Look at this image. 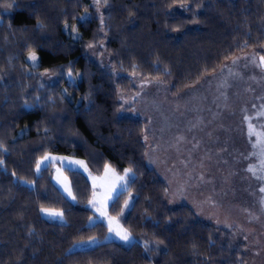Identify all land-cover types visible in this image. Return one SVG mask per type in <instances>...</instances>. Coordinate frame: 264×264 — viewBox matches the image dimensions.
Listing matches in <instances>:
<instances>
[{"label": "trees", "instance_id": "16d2710c", "mask_svg": "<svg viewBox=\"0 0 264 264\" xmlns=\"http://www.w3.org/2000/svg\"><path fill=\"white\" fill-rule=\"evenodd\" d=\"M66 24L77 25L79 39ZM89 44L104 45L108 65L89 55ZM263 48L264 0H0V264H246L237 231L169 204L167 183L146 162V121L123 114L120 96L134 88L132 75L178 93ZM47 153L82 157L94 175L107 164L132 170L109 207L131 243L105 241L106 224L90 222L93 189L83 172L65 169L75 202L51 166L37 172ZM42 208L61 210L66 222ZM93 238L101 242L70 250Z\"/></svg>", "mask_w": 264, "mask_h": 264}, {"label": "rangeland", "instance_id": "374dc122", "mask_svg": "<svg viewBox=\"0 0 264 264\" xmlns=\"http://www.w3.org/2000/svg\"><path fill=\"white\" fill-rule=\"evenodd\" d=\"M86 16L85 13L81 19ZM65 31L74 39L80 38L76 24L71 27L66 24ZM262 50L261 54L246 51L225 61L197 85L178 93H173L171 86L161 79L132 75L134 88L120 96L123 114L146 121V162L167 183L169 204H187L205 221L237 231L246 245V264H264V191H261L264 178H258L264 176V169L259 148L253 147L256 137H249L250 122L257 131H264V63L259 59L264 56ZM88 52L104 66L108 65L110 57L104 45L88 47ZM36 55L38 59L33 63L27 54L32 66L39 62ZM42 77L51 79L48 73ZM45 156L83 161L84 166L69 165L59 159L44 160ZM38 165L37 172L46 166L52 167L54 183L72 202L76 199L65 169L83 172L93 189L87 203L94 212L90 222L106 224L105 241H123L115 231L109 230V217H115L120 228L126 229L120 217L110 213L109 207L118 193L128 188L132 171L125 184L110 173L106 175L105 168L102 174L94 175L82 157L72 154L47 153ZM250 167L255 169V174L248 170ZM115 172L124 176L116 169ZM105 196L112 198L105 200L103 211L107 215H101L90 201L94 197L97 201L103 200ZM126 201L128 207L123 204L122 215L131 208L132 195ZM41 213L52 221L66 222L64 214L51 217ZM112 227L115 229L116 223ZM130 235L131 241L124 243L134 240ZM100 242L97 238L79 241L70 250L91 248Z\"/></svg>", "mask_w": 264, "mask_h": 264}, {"label": "snow or ice", "instance_id": "6c2138e0", "mask_svg": "<svg viewBox=\"0 0 264 264\" xmlns=\"http://www.w3.org/2000/svg\"><path fill=\"white\" fill-rule=\"evenodd\" d=\"M95 2L97 4H99L100 0H95ZM181 7H184V5L182 4ZM41 26V25H38ZM73 31H75V29H72ZM89 48L93 47L92 44L88 45ZM29 59L35 63L37 61V55L35 52H30L29 53ZM260 61L262 63H264V56L259 57ZM68 77L71 79L72 78V72L68 71L67 73ZM27 106V105H26ZM30 107V106H28ZM255 136L256 137V143L253 145L254 148H259V155L261 157V168L264 169V131H257L255 129V127L251 124V122L249 123V137ZM254 155H256V153H254ZM44 160H53V159H59L61 160V162L67 161V163L69 165L72 164H76V165H80V166H84V162L83 161H73V160H69L66 157H51V156H45L43 158ZM3 162L0 161V164H2ZM37 170H39V165H37ZM249 171L253 172V174H255V169L250 167L248 169ZM131 169H126L124 172V176H118L115 172V169H113L110 165H107L105 167V174L108 175L109 173L113 176H115L118 180L123 181L125 184L127 183V177L128 174L131 172ZM258 178H264V176L262 177H258ZM66 190L68 191L69 195H71V190L70 188H67L66 186ZM111 191V189H110ZM261 191H264V188L261 189ZM112 197L110 196H105L103 200H99L97 201L94 197V199L92 201H90V203L92 204L93 207H96L97 211L101 212V215H107V213L105 211H103V208L105 207V200L107 199H111ZM73 199H75V197H73ZM125 208L128 207V202H125L124 205ZM42 212H45L47 215L51 216V217H62L63 213L62 212H58L55 210H51V209H41ZM116 223V228L114 229L112 227V224ZM109 230L110 231H115L116 235H118L120 237L121 240L125 241V242H130L131 241V235L130 233L126 230V229H121L119 226V222L116 220L115 217H109Z\"/></svg>", "mask_w": 264, "mask_h": 264}, {"label": "crops", "instance_id": "0c3cea01", "mask_svg": "<svg viewBox=\"0 0 264 264\" xmlns=\"http://www.w3.org/2000/svg\"><path fill=\"white\" fill-rule=\"evenodd\" d=\"M247 52H250V51H247ZM256 53H259V54H261V53H263V52H257V51H255ZM245 53V52H244ZM243 54V53H242ZM236 57V56H235ZM235 57H233V58H235ZM232 58V59H233Z\"/></svg>", "mask_w": 264, "mask_h": 264}]
</instances>
